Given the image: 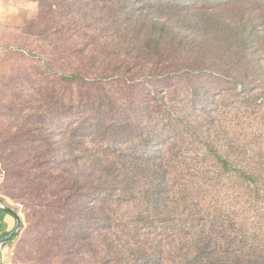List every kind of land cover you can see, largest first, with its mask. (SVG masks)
<instances>
[{"label":"rangeland","instance_id":"obj_1","mask_svg":"<svg viewBox=\"0 0 264 264\" xmlns=\"http://www.w3.org/2000/svg\"><path fill=\"white\" fill-rule=\"evenodd\" d=\"M0 2V202L22 219L20 231L1 248V264H123L110 240L123 253L134 243L158 240L162 264H182L197 231L210 233L214 221L217 231L231 230L236 218L252 237L263 228L264 239V197L253 192L264 183L242 185L232 177L233 169L226 172L210 153L248 152L264 167L261 87L240 94L241 87L222 70L182 71L165 54L132 61L125 30L130 19L120 8L134 2L155 14L158 0ZM75 74L78 80L65 79ZM167 108L176 113L178 125L162 122L161 136L148 146L171 179L161 216L179 221L186 212L181 217H193L194 206L198 216L192 224L169 226L168 237L144 229L138 197L109 204L94 196L82 200L75 185L94 174V156L106 167L123 152L143 151L122 149L127 139L139 140ZM196 109L201 121L207 119L200 137L182 123H187L185 112ZM94 205L104 210L93 214ZM16 224L0 213V238Z\"/></svg>","mask_w":264,"mask_h":264},{"label":"trees","instance_id":"obj_2","mask_svg":"<svg viewBox=\"0 0 264 264\" xmlns=\"http://www.w3.org/2000/svg\"><path fill=\"white\" fill-rule=\"evenodd\" d=\"M149 1L153 3L155 0ZM120 10L122 17L130 19L125 30L130 36L127 48L132 61H139L150 55L165 54L166 58L179 62L182 71L210 72L217 68L229 74L231 81L241 87L240 94H248L261 87L260 92L264 95V0H158L154 5L155 14L145 6L139 8L134 2ZM65 79L78 80V75ZM193 92L198 100L202 99L196 89ZM256 97L258 95H254ZM201 107L206 109V105ZM165 110L162 119H155L146 126V132L139 140L127 139V147L122 149L131 151L132 147H143V151L129 154L123 152L114 157V162L108 161V167L101 166V158L94 156V174L89 175V179H84L82 183L76 179L75 185L79 188L76 194L82 200L87 196H94L98 201L109 204L122 203L128 196L138 197L144 204L139 216L144 229L157 235L163 233L168 237L173 232L167 234L169 226L172 230L177 224H192L194 220L198 221V216L196 206L191 207L189 214L193 217H181L186 212L180 215L179 221L161 216L168 207L171 179L163 163L154 161L158 156L152 155L148 146L152 144V138L161 136L162 122L175 121L178 125L176 113L172 109ZM185 114L188 118L185 117L187 123L182 122L184 128L200 137L205 131L207 119L201 121L197 109L194 112L186 111ZM95 122H99L98 116ZM112 128L116 129V123H113ZM210 153L214 155L213 161L225 168L226 172L232 168V177L242 185L255 186L264 183V167H260L258 158L253 163L248 152L232 149V155L228 157L219 151L211 150ZM142 181L144 184L138 187L136 184ZM105 190L109 191L106 196ZM253 192L264 197V187L257 186ZM103 210L102 207L94 205L92 212L97 214ZM111 212L114 213V210ZM0 213L16 219L4 210L0 209ZM111 216L108 217L109 223ZM216 223L213 222L214 227L210 233L198 235L199 230L190 238L192 249L183 253L182 264H264V239L259 234L263 228L258 226L252 237V233L245 231L244 222H239L237 218L233 220L235 225L231 230L223 228L219 232L216 230ZM11 232H6L4 236ZM229 234H234V238L227 237ZM196 235L198 236L194 238ZM159 242L155 240L143 245L134 243V247L124 250L125 253L119 250L115 240H110L109 244L118 255L123 256V264H162L163 255L159 251ZM187 243L181 239V244L187 246Z\"/></svg>","mask_w":264,"mask_h":264},{"label":"water","instance_id":"obj_3","mask_svg":"<svg viewBox=\"0 0 264 264\" xmlns=\"http://www.w3.org/2000/svg\"><path fill=\"white\" fill-rule=\"evenodd\" d=\"M0 209L1 210H4L8 213H10L11 215H13L16 220H17V224H16V227L14 228V230L9 233L8 235L0 238V252H1V248L2 246L9 240H11L12 238H14L17 233L20 231V227L22 225V219H21V216L19 214V212L17 210H15L14 208L10 207V206H6L5 204H3L2 202H0ZM1 256V254H0ZM0 264H1V258H0Z\"/></svg>","mask_w":264,"mask_h":264},{"label":"built area","instance_id":"obj_4","mask_svg":"<svg viewBox=\"0 0 264 264\" xmlns=\"http://www.w3.org/2000/svg\"><path fill=\"white\" fill-rule=\"evenodd\" d=\"M2 10H3L2 3L0 2V14L2 13Z\"/></svg>","mask_w":264,"mask_h":264}]
</instances>
